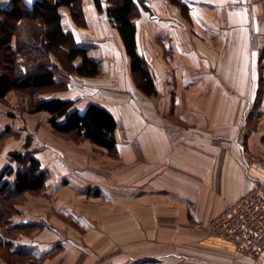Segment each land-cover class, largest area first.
<instances>
[{
  "label": "crops",
  "instance_id": "obj_1",
  "mask_svg": "<svg viewBox=\"0 0 264 264\" xmlns=\"http://www.w3.org/2000/svg\"><path fill=\"white\" fill-rule=\"evenodd\" d=\"M81 6L86 26L66 8L62 25L78 46L92 44L100 73L42 97L77 99L80 112L88 103L106 108L117 121L119 156L59 136L44 137L41 148L31 142L48 176L37 195L14 202L13 229L0 223L1 263L264 264L209 229L264 180V0H143L133 22L154 96L135 85L112 22L92 0ZM18 94L0 103L1 131L9 125L20 136L0 153V170L13 166L10 150L22 149L25 127L7 117Z\"/></svg>",
  "mask_w": 264,
  "mask_h": 264
},
{
  "label": "trees",
  "instance_id": "obj_2",
  "mask_svg": "<svg viewBox=\"0 0 264 264\" xmlns=\"http://www.w3.org/2000/svg\"><path fill=\"white\" fill-rule=\"evenodd\" d=\"M92 1L95 9L105 14L117 30L129 58L135 85L144 95L154 96V78L144 57L138 54V29L133 22L140 13L138 6L144 7L143 0H106L107 6H104V0ZM81 2L10 0L0 9V103H7L10 92L28 95V111L31 114L46 113L47 123L55 134L67 136L73 142H89L105 150L108 156L117 158V121L111 112L95 103H88L80 112L76 107L77 99L42 97L47 93L70 90L73 77L92 79L100 73L99 61L88 55L92 44L78 46L72 32L62 25L60 10L66 8L75 24L86 26ZM10 129L9 125L2 131L0 129V144L5 135H11ZM31 142V137L27 136L21 150H10L7 160L13 166L6 165L0 170V200L4 201L3 205L0 204V220L8 231L13 229L9 218L11 213L8 212L14 210L15 201L6 202L23 193H39L47 180L48 173L33 156L35 150L30 149ZM5 175L12 177L11 182L2 181ZM7 254L9 257L15 255ZM17 254L21 257L28 255L24 250ZM2 257L3 254L0 255V264ZM38 263L32 261V264Z\"/></svg>",
  "mask_w": 264,
  "mask_h": 264
},
{
  "label": "built area",
  "instance_id": "obj_3",
  "mask_svg": "<svg viewBox=\"0 0 264 264\" xmlns=\"http://www.w3.org/2000/svg\"><path fill=\"white\" fill-rule=\"evenodd\" d=\"M209 229L233 251L264 259V180L255 181L247 194L211 221Z\"/></svg>",
  "mask_w": 264,
  "mask_h": 264
},
{
  "label": "rangeland",
  "instance_id": "obj_4",
  "mask_svg": "<svg viewBox=\"0 0 264 264\" xmlns=\"http://www.w3.org/2000/svg\"><path fill=\"white\" fill-rule=\"evenodd\" d=\"M17 97L19 98V102H15V104H14V108H16V109L11 110V108H8L9 112H7V117H9L11 120H15V121L17 119L20 120L21 126L25 127L23 129H21L22 134H23L22 135L23 138L21 139L20 144H22V142L24 141L23 139H25L26 135H30L28 137H31L32 142L38 141L40 148L43 147L42 141H43L44 137L48 138L50 136L51 137L59 136V137H62L63 139H65L67 141L68 140L72 141L69 137L57 135L52 131L49 124L47 123L48 115L44 114L41 116H34V114H31L28 111L30 109L29 102H28V99H29L28 95H23V94L19 93ZM2 104H4V103H2ZM4 105L9 106V102L5 103ZM10 111H13V112H10ZM27 123H29V124H27ZM17 126H20V123ZM12 129H13V127H12ZM33 133H35V134H33ZM17 136H19V135L11 134V135H7L5 138H3L2 141L4 140V142L0 147V153L3 151V148H6V146L9 144V142L13 143L15 140L19 139L20 136L19 137H17ZM76 143L78 144V142H76ZM20 144H19V146H20ZM92 151L94 153H99L100 149L95 147V148H92ZM37 194H32V195H37ZM13 201L14 200H11V201L9 200L6 203L8 204L9 202L11 203ZM22 201H23V198H17L15 200V203L22 204L23 203ZM0 204H1V202H0ZM8 213H13V211L10 210V212H8ZM0 223H2L1 220H0Z\"/></svg>",
  "mask_w": 264,
  "mask_h": 264
},
{
  "label": "bare ground",
  "instance_id": "obj_5",
  "mask_svg": "<svg viewBox=\"0 0 264 264\" xmlns=\"http://www.w3.org/2000/svg\"><path fill=\"white\" fill-rule=\"evenodd\" d=\"M253 186V185H252ZM252 188V187H251Z\"/></svg>",
  "mask_w": 264,
  "mask_h": 264
}]
</instances>
